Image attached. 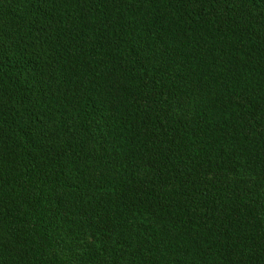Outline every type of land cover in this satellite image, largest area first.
Returning a JSON list of instances; mask_svg holds the SVG:
<instances>
[{
	"label": "trees",
	"instance_id": "16d2710c",
	"mask_svg": "<svg viewBox=\"0 0 264 264\" xmlns=\"http://www.w3.org/2000/svg\"><path fill=\"white\" fill-rule=\"evenodd\" d=\"M0 264H264V0H0Z\"/></svg>",
	"mask_w": 264,
	"mask_h": 264
}]
</instances>
